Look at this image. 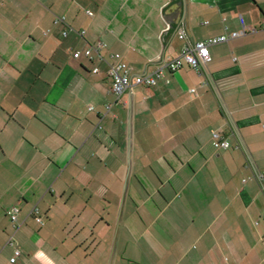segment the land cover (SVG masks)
I'll use <instances>...</instances> for the list:
<instances>
[{
  "label": "crops",
  "instance_id": "0c3cea01",
  "mask_svg": "<svg viewBox=\"0 0 264 264\" xmlns=\"http://www.w3.org/2000/svg\"><path fill=\"white\" fill-rule=\"evenodd\" d=\"M241 16L264 0H0V264H264V32L120 99L73 57L143 75Z\"/></svg>",
  "mask_w": 264,
  "mask_h": 264
},
{
  "label": "built area",
  "instance_id": "2783aa9c",
  "mask_svg": "<svg viewBox=\"0 0 264 264\" xmlns=\"http://www.w3.org/2000/svg\"><path fill=\"white\" fill-rule=\"evenodd\" d=\"M89 16H93L92 12H88ZM64 23L65 18H57L56 23ZM240 24L242 29L237 32H232L228 35H223L220 37L212 38L203 42H198L195 44H191L185 48L183 53L176 58H168L165 59L161 64H159L156 69L150 73L143 75L134 74L130 67L121 60L120 54L111 55V58L114 60V63H110L104 59L102 52L106 49V45L98 42L96 45H90L84 52L75 51L73 53V57L75 59H80L83 56L90 60L94 61L95 58L104 61L108 67V77L112 82L111 92L116 97V99H120L126 92H128L133 86H144L146 88H154L158 85V83L166 78L167 72L175 73L185 66H188L194 70H196L199 74L204 75L205 69L207 65L212 61L210 48L215 45L227 43L230 40H235L241 37H244L248 34H255L258 32H264V23L259 27H247L245 25V21L243 17H240ZM85 31L79 33L81 37L84 38ZM63 36H67V32L63 33ZM180 39L184 40L185 35L180 33ZM93 74H99V68H95L92 70ZM90 111L93 108L89 109ZM111 110V106H107V112ZM212 140L215 149L217 150H228L231 148L230 142L223 137L220 133L213 131L212 132ZM239 148V147H238ZM260 180H264L263 177H260ZM36 214L37 210H33L32 214ZM11 219L14 223L15 229L18 228L17 225V215L18 210L14 209L11 211ZM36 221L43 224L41 218L35 216ZM21 254L19 251H16L14 257L11 259V263H15Z\"/></svg>",
  "mask_w": 264,
  "mask_h": 264
}]
</instances>
